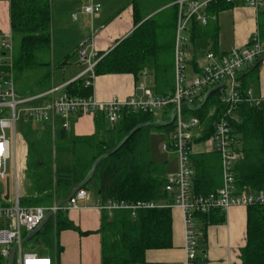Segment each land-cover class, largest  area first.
<instances>
[{
	"label": "trees",
	"instance_id": "obj_1",
	"mask_svg": "<svg viewBox=\"0 0 264 264\" xmlns=\"http://www.w3.org/2000/svg\"><path fill=\"white\" fill-rule=\"evenodd\" d=\"M50 5L49 0H9L10 33L12 40L19 42L13 65L16 63L22 67L37 64L35 52L50 46ZM231 6L224 0H218L210 6V10L219 13ZM171 10L167 16L157 13L142 21L136 14L135 28L97 61L95 74L131 73L138 77L144 67L151 65L158 84L156 92L173 93L174 87L169 83V68L172 66L169 57L172 56L175 4ZM217 32L214 26L203 30L196 28L192 38H207L213 43ZM6 62L3 59L0 63V75L9 70ZM259 62L253 63L251 71L258 68ZM65 91L71 95L87 96L92 87L85 86L82 79H76L66 85ZM217 92L215 89L204 102L202 100L195 106L185 107L186 113L205 122L204 130L196 142L210 137L213 122L223 112L224 106L219 102ZM239 115L240 121L234 123V132L241 142L242 157L234 165L236 185L239 190L244 188L249 192H258L264 190V110L250 106L244 100L239 105ZM94 122L95 131L90 135L73 134L61 126V119L54 128L48 122H42L41 129L30 125L23 130L27 142L24 172L29 185L27 194L19 198V203L49 205L54 200L64 201L76 186L86 188L91 181L102 199L151 200L156 206L138 209L134 216L128 210H117L111 217L102 212L100 227L94 231L101 236V264L144 263L147 249L168 248L172 245L170 208L173 196L165 190L164 165L150 157L147 133L157 127L171 131L173 122H156L154 114L144 112L124 113L112 127L107 126L104 114L98 112ZM140 124L145 125L129 135ZM126 136L128 138L123 144L113 151ZM98 158L100 160L92 176L81 184ZM191 158L195 170L193 192L206 195L215 191L221 183L218 155L197 154ZM246 208V242L241 249V264H264V203L251 204ZM195 218L201 236L197 238L194 262L205 264V228L208 224L222 223L224 213L213 209L208 213H195ZM45 228L50 231L56 247L57 236L63 229H73L85 235L91 232L80 231L63 210L57 214L55 224L50 218L38 235ZM0 264H6L1 255Z\"/></svg>",
	"mask_w": 264,
	"mask_h": 264
},
{
	"label": "built area",
	"instance_id": "obj_2",
	"mask_svg": "<svg viewBox=\"0 0 264 264\" xmlns=\"http://www.w3.org/2000/svg\"><path fill=\"white\" fill-rule=\"evenodd\" d=\"M51 1V0H49ZM218 0H176V24L173 45L174 91L169 94H155L145 89L142 84L139 89L142 95L126 97L113 96L109 100L97 99L93 93L87 96L71 95L66 91L55 93L60 88L21 96L15 90L11 75L12 37L5 35L1 48L4 56L0 63L7 60L9 70L0 75V179L7 174L9 160L13 156V167L16 174L25 169L27 149L21 139L17 124L22 120H37L48 122L52 126L61 119V126L69 129L70 121L81 114H96L102 112L110 126H115L124 113L144 112L157 114L171 108L174 111L171 139L163 144V150L173 151L177 157V170L168 172L165 180V190L172 194L173 203L182 211L185 225L186 264H196V248L198 244L197 220L195 213H208L219 209L223 213L235 205L245 206L264 203V190L249 192L236 185L234 173L235 163L242 157L241 142L234 132V123L240 121L239 105L247 101L250 106L261 107L264 110V96H256L251 89L241 87L239 73L245 67L264 57V40L257 32L252 33L246 44L234 46L225 53H215L213 50L199 46L195 49L192 35L196 28L206 27L216 22L218 12L210 10V6ZM232 5H244L254 9L263 6L264 0H224ZM81 12L92 18L101 8L100 0H82ZM75 19L77 14L73 13ZM90 37L78 46V58L86 64L85 69L72 79L83 78L85 86L92 87L95 77L92 60L96 54ZM202 50L201 57L195 66L190 68V61L196 57V52ZM187 66H189L188 69ZM218 90L219 102L224 106L222 114L213 122V131L206 141L220 156L221 186L206 195L195 194L192 190L194 170L190 155L195 140L204 130L205 122L199 117L188 114L186 106H195L203 100L204 93L210 89ZM47 97L42 103H36L38 98ZM22 172V171H21ZM89 193L85 188H78L65 203L54 200L47 206L21 205L19 196L7 203L0 200V255L7 260L10 249L15 247V257L18 264H51L48 256L37 252L26 251L22 242L24 236L33 231L43 220L46 212H50L53 221L61 210L73 209L79 203L87 200ZM156 203L151 200H125L98 197L95 207L105 212L109 217L117 210H128L134 216L141 208H151Z\"/></svg>",
	"mask_w": 264,
	"mask_h": 264
},
{
	"label": "crops",
	"instance_id": "obj_3",
	"mask_svg": "<svg viewBox=\"0 0 264 264\" xmlns=\"http://www.w3.org/2000/svg\"><path fill=\"white\" fill-rule=\"evenodd\" d=\"M175 1L176 0H100L101 8L96 15L90 18L87 14L79 13L75 19L72 17V14L79 11V6L82 3V0L49 1L51 3L50 66L48 65V61L45 62V64H47V70L38 80V82H40L39 87L35 86L30 88L29 91L17 88V85L14 82L16 92L23 96L27 94L33 95L49 90L52 87L60 88L55 93L65 91L66 85L72 82V79L85 69L86 64L79 60L77 49L81 42L86 41L90 37L91 33L92 45L96 52L92 60L97 62L102 56L107 54L121 40L131 33L136 26L134 21V16L136 14L141 21L157 13H164L167 16L172 12L171 8L174 6ZM213 26L214 28L217 27L218 30L215 41L212 43V41H209L207 38L193 40L195 49L199 46H203L204 48L213 50L215 53H225L234 46L245 45L249 36L254 32H257L260 38L264 40V4L258 9L244 5H232L218 13L216 22H212L206 27H199L198 29H211ZM7 33H10L9 0H0V54L2 56H4L3 53L5 52L2 50L1 44ZM11 41L13 49L14 40ZM55 43L58 44L59 52L57 54L55 52ZM202 52V50L196 52V57L190 61V68L195 66L196 61L201 57ZM12 60L13 58L11 59V67ZM259 61L257 69L251 71L253 64H250L240 72L239 78L243 89L249 88L256 96H264V57H261ZM36 63L37 65L44 64V62ZM148 71L154 76L151 65L144 67L138 76L143 73L146 75ZM48 74H51V79L49 81ZM79 79L83 80V78ZM137 80L138 77H135L131 73H106L95 75L90 94L93 93V95L100 100H109L113 96L126 97L132 94L142 95V91L138 88L140 84H142L145 89H149L155 94H161L156 92L158 84L155 79L151 82L150 86H146L144 82L138 84ZM243 81L246 82L244 86L242 85ZM172 86L174 87V72ZM47 99V97H43L37 100V102ZM160 113L161 114L154 116L157 117L156 122L165 123L172 119L171 108L161 111ZM188 114L191 113L188 112ZM95 116L96 114L90 113L79 115L68 130L75 135H90L94 133ZM22 121L27 122V120ZM105 121L107 126L110 127V124L106 119ZM30 123L34 127L42 128V122ZM35 123L38 125H35ZM54 126L51 125L52 128H54ZM22 130H18L17 124V131L20 137L23 134ZM150 132L147 133L148 140L150 138ZM201 143H203V145L198 146V144ZM209 145L210 144L206 141L195 142L192 155L215 153L218 155V160H220L219 154ZM152 159L154 160V158ZM190 160L194 170L192 158ZM21 171L16 174V170L14 169V189L11 192L9 181L8 199L4 198L6 178L9 180L8 169L4 179H0L3 186V190L0 188V200L3 203H7L11 200L15 193L18 194L19 198L24 194H27V187L22 182V176L24 173L20 175ZM164 171L166 174L168 172H173L172 169H165V166ZM20 186H23L22 193L20 192ZM85 189L88 191L87 187ZM88 193L89 198L80 202L77 208L63 211L68 219L77 226L80 231L91 232L85 235L80 234L73 229H63L57 236V244L59 248L54 245L53 241L52 249L49 250L42 249L41 251H35V247L42 248V246L40 247L37 245H30L29 250L23 247L24 250L37 252L41 255L50 257L51 264H101V236L100 233L94 231L100 227L102 212L95 207L96 199L99 197L96 189L94 190V193L89 191ZM66 200L57 202L62 204L65 203ZM170 209L172 218V245L168 248L147 249L145 251V262L140 264H186L185 225L182 211L173 202ZM246 209L245 206H232L224 212V221L222 223H212L206 226V245L204 250L205 253L203 255L206 260L205 264H241V249L246 242ZM50 218L52 219V217ZM53 223L55 224L54 221ZM200 232L199 235L201 236ZM29 233L24 236V240H27L26 236ZM37 235L38 232L33 237H38L39 235ZM199 235H197V238L200 237ZM37 240L35 241L36 243L40 242ZM200 251L201 249L199 248L198 252ZM15 261L16 264H18L16 257Z\"/></svg>",
	"mask_w": 264,
	"mask_h": 264
},
{
	"label": "rangeland",
	"instance_id": "obj_4",
	"mask_svg": "<svg viewBox=\"0 0 264 264\" xmlns=\"http://www.w3.org/2000/svg\"><path fill=\"white\" fill-rule=\"evenodd\" d=\"M53 40V39H52ZM18 45L19 42L17 40L13 41V49H12V58L14 59L17 55H18ZM50 47H43L42 49H39L35 52L34 55V60L36 62H44V64H30V65H24V66H18L16 63L13 65V60H12V67H11V75L13 77V80L15 82V84L17 85V88L20 89H25V90H29L30 88H33L35 86L40 85V82H38V80L42 77V75H44L46 73L47 70V64H45V62L48 61V65L49 61H50ZM55 52L56 54L59 52L58 50V44L55 43ZM1 53V51H0ZM1 56V54H0ZM171 60H172V56L169 57V61L171 64ZM189 66H187L186 69H188ZM169 74H170V84H173V67L170 65L169 68ZM48 81L51 79V74H48ZM146 77V78H145ZM148 77V79H147ZM58 79V76H57ZM154 81V76L148 71L146 73V75L143 73L141 75L138 76V80L137 83L139 84L140 82H144L146 84V86H150L151 82ZM211 89V88H210ZM209 89V90H210ZM38 94V93H37ZM28 95V94H27ZM30 96H33L32 94ZM40 98L36 99L35 102L36 103H42L45 100H41V102H37V100H39ZM161 114L160 111L157 112V114L155 115H159ZM154 115V116H155ZM77 117H75L74 119H72L70 121V126L72 125V123L75 121ZM160 118V117H159ZM155 119H157V117H155ZM30 122H38L37 120H27V122L24 121H20L18 122V130H25L26 128H28L30 125H32ZM25 123V125H24ZM29 123V124H28ZM23 125V126H22ZM35 125H38L37 123H35ZM22 130V132H23ZM150 138L148 140V151L150 153V156L152 158H154V160H157L158 162H161L164 166L165 169L167 168V170H173L176 171L177 170V157L174 154L173 151H166L163 150L161 148V146L167 142L170 141L172 133L171 131H168L167 129L163 128V127H157V128H152L150 130ZM23 135V134H22ZM19 137L18 139V143H21V139L24 141L25 145H26V139L23 135V137ZM204 143V142H203ZM203 143L198 144V146H202ZM22 146V143L20 144L19 147ZM24 169H22V172L20 173L24 175L22 176V182L23 184L26 185V187L29 185L27 178L25 177V172H23ZM8 176H9V181H10V190L11 192L14 189V168H13V156L11 157V159L9 160V168H8ZM20 183V182H19ZM18 183V184H19ZM23 187V186H22ZM22 187L20 186V192L22 193ZM94 187L95 184L93 181H91L88 185V191L94 193ZM0 188L3 190V186L2 183L0 182ZM39 238L38 243H36L35 241ZM24 240V238H23ZM22 245L25 249L29 250L30 249V245H37V246H42V248H38L35 247L34 250L35 251H41L42 249H52L53 246V241H52V236L50 234V231L45 228L44 231H42L38 237H32L30 239L24 240L22 242Z\"/></svg>",
	"mask_w": 264,
	"mask_h": 264
},
{
	"label": "water",
	"instance_id": "obj_5",
	"mask_svg": "<svg viewBox=\"0 0 264 264\" xmlns=\"http://www.w3.org/2000/svg\"><path fill=\"white\" fill-rule=\"evenodd\" d=\"M216 88H211L210 90H208L207 92H206V94L204 95V97H203V101L202 102H204L205 101V99H206V97L208 96V94H210L213 90H215ZM173 116H174V111H172V119H173ZM171 121H168V122H165V124L166 123H170ZM143 125H145V124H140V125H138V126H136V127H134L132 130H131V132L129 133V135L130 134H132L133 132H135L137 129H139L140 127H142ZM128 135V136H129ZM128 136H126L119 144H118V146L113 150V151H115L116 149H118L122 144H123V142L128 138ZM106 155V154H105ZM105 155H103V156H105ZM100 160V158H98L95 162H94V164H93V166H92V168H91V170H90V172H89V174L86 176V178L82 181V183L81 184H83V183H86L89 179H90V177L92 176V174H93V172H94V169H95V167H96V165H97V163H98V161ZM79 186L80 185H78V186H76L75 188H74V190H73V192H75L78 188H79ZM72 192V193H73ZM8 196H9V180H8V178H6V182H5V196H4V198L5 199H8ZM50 216H51V213L50 212H46V214H45V216H44V218H43V220L41 221V223L33 230V231H31L27 236H26V239H30V238H32L39 230H40V228L46 223V221L50 218ZM6 264H15V247H12L11 249H10V253H9V255H8V257H7V263Z\"/></svg>",
	"mask_w": 264,
	"mask_h": 264
},
{
	"label": "bare ground",
	"instance_id": "obj_6",
	"mask_svg": "<svg viewBox=\"0 0 264 264\" xmlns=\"http://www.w3.org/2000/svg\"><path fill=\"white\" fill-rule=\"evenodd\" d=\"M81 4H80V6H79V11L78 12H74L75 14H77V16H78V14L79 13H82V14H84L83 12H81ZM242 71V70H241ZM240 71V72H241ZM240 74V73H239ZM239 80H240V78H239ZM21 96H23V95H21ZM24 96H27V95H24ZM174 118V117H173ZM170 121H172L173 122V119H171ZM193 152V151H192ZM191 155H192V153H191ZM191 155H190V159H191ZM196 252H197V249H196Z\"/></svg>",
	"mask_w": 264,
	"mask_h": 264
}]
</instances>
